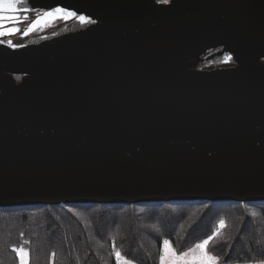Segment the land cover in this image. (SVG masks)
Instances as JSON below:
<instances>
[{"label": "water", "instance_id": "1", "mask_svg": "<svg viewBox=\"0 0 264 264\" xmlns=\"http://www.w3.org/2000/svg\"><path fill=\"white\" fill-rule=\"evenodd\" d=\"M158 1L6 13L56 29L0 42V209L264 201V0Z\"/></svg>", "mask_w": 264, "mask_h": 264}, {"label": "trees", "instance_id": "2", "mask_svg": "<svg viewBox=\"0 0 264 264\" xmlns=\"http://www.w3.org/2000/svg\"><path fill=\"white\" fill-rule=\"evenodd\" d=\"M224 66L214 63L197 69ZM209 236L213 239L207 251L220 264L264 262V201L2 208L0 264H18L16 248L27 250V264H117V251L137 264H159L164 240L182 253Z\"/></svg>", "mask_w": 264, "mask_h": 264}, {"label": "snow or ice", "instance_id": "3", "mask_svg": "<svg viewBox=\"0 0 264 264\" xmlns=\"http://www.w3.org/2000/svg\"><path fill=\"white\" fill-rule=\"evenodd\" d=\"M165 2H167V0H165ZM22 3H24V0H0V34H11L14 31H19V29L7 27L5 22L6 21H18L19 18L17 16L6 14V13L16 12L18 10V5H20ZM61 11H63V9L57 8V9H54L52 12L45 13L44 15L51 17L54 12H61ZM69 15H75V13H69ZM79 19L84 20L85 18L83 16H80ZM36 23H39V18L37 19V21L33 22V26ZM28 30L29 31L31 30V26L29 27ZM253 215H255V213H253ZM223 224H224V221L221 220L220 225L223 226ZM212 239H213V237L209 236L203 242L196 244L194 248H190V249H188L187 252L181 253V256L186 257V256H188L189 252H195L196 249H201L203 255L200 257L194 256L192 261L190 262V264H214V262L218 258L215 256L209 255L207 252V245L209 244V241H211ZM163 244L165 246V251L169 250L168 249L169 241L164 240ZM16 251H17L18 255H20L21 264H26V261L24 259V256L26 255V253L24 252V249L20 248V249H17ZM116 256L118 259H120L121 253L119 251H117ZM160 261H161V264H164L165 255L162 254L160 256ZM125 264H131V262L125 261ZM186 264H189V262H186Z\"/></svg>", "mask_w": 264, "mask_h": 264}, {"label": "flooded vegetation", "instance_id": "4", "mask_svg": "<svg viewBox=\"0 0 264 264\" xmlns=\"http://www.w3.org/2000/svg\"><path fill=\"white\" fill-rule=\"evenodd\" d=\"M163 1V0H159ZM158 1V2H159ZM19 19L18 21H6L7 27L14 28V29H19V31H14L11 34H0V42L3 43H8L11 42V44L14 45H21L28 41L29 39L42 36V35H47L52 32H54L55 28H38L36 30H33L29 32L28 34H25V28L26 26L29 25V23L33 20V16H31L29 19L23 17L22 15L17 16Z\"/></svg>", "mask_w": 264, "mask_h": 264}, {"label": "rangeland", "instance_id": "5", "mask_svg": "<svg viewBox=\"0 0 264 264\" xmlns=\"http://www.w3.org/2000/svg\"><path fill=\"white\" fill-rule=\"evenodd\" d=\"M169 241V240H168ZM203 242V241H202ZM201 243V242H200ZM198 244V243H197ZM195 245L192 247L194 248ZM17 249H20V248H16ZM168 249L167 251H165V246L164 244H162V250H161V255H165V261H164V264H184L186 262H191L193 257H200L203 255L201 249H196L195 252H189L188 253V256L186 257H182L181 256V253H177L175 252L171 242L169 241V246H168ZM188 251V250H187ZM185 251V252H187ZM17 252V251H16ZM24 252L26 253V255L24 256V259L26 261V264L28 262V252L27 250L24 249ZM208 252V251H207ZM184 253V252H182ZM209 255H211L209 252H208ZM18 255V253H17ZM212 256V255H211ZM125 261H129L125 258H123L122 256L120 257V259L117 258L116 256V263L117 264H125ZM131 264H137L135 262H132L130 261ZM216 263L217 264H220L217 260H216ZM18 264H21V259H20V255H18ZM159 264H161V261H159ZM246 264H264V262H257V263H246Z\"/></svg>", "mask_w": 264, "mask_h": 264}, {"label": "crops", "instance_id": "6", "mask_svg": "<svg viewBox=\"0 0 264 264\" xmlns=\"http://www.w3.org/2000/svg\"><path fill=\"white\" fill-rule=\"evenodd\" d=\"M184 264H186V263H184ZM189 264H190V263H189ZM214 264H217L216 261L214 262Z\"/></svg>", "mask_w": 264, "mask_h": 264}]
</instances>
